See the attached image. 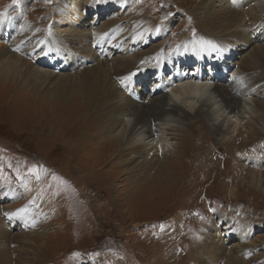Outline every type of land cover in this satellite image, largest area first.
I'll return each instance as SVG.
<instances>
[{"label":"rangeland","instance_id":"rangeland-1","mask_svg":"<svg viewBox=\"0 0 264 264\" xmlns=\"http://www.w3.org/2000/svg\"><path fill=\"white\" fill-rule=\"evenodd\" d=\"M63 1L0 0V20L19 13V26L27 21L44 33L52 32L56 9ZM67 1L79 4L75 9L81 13L80 18H85L82 28L101 27L116 19L120 26L128 25L126 41L133 40L130 34L134 27L130 20L138 14L146 23L165 27L156 38L143 44L137 41L135 44L140 45L135 50L154 49V53L147 54V64L153 60V54L162 51V59L172 61L175 70L170 62L161 72L166 87H171L170 93L180 79L169 76L178 68L175 50L182 45L198 43L205 57V62L194 57L182 64L184 77L188 73L194 76L193 71L201 66V78L213 74L215 82L223 80L233 85L229 79L233 77L232 69L243 63L256 42L264 41L218 37L223 32H248L253 27L249 17L244 20L240 17L229 22L226 30H211L207 25L210 18L205 0H122L123 8L113 6L99 12L88 8L94 0ZM249 2H239V8L250 7ZM227 3L234 5L235 0ZM75 6L71 5L73 11ZM9 21L14 27L12 17ZM61 28L65 30L69 25ZM2 33L0 43L5 42L4 48L22 58L23 63L7 83L0 80V212L7 218L5 209L29 206L43 213L47 225L43 234L24 237L26 231L21 220L10 226L12 235H20L25 247L30 249L28 254L39 259L38 264H210L207 262L210 252L204 249V244L209 248L213 243L207 240V234L204 242L202 239L210 230L213 235L209 237L221 239L214 230L226 222L217 219V212L235 221V229L231 224L223 226L231 236L224 240L225 248L232 250V242L240 241L252 231L249 246L237 249L241 254L246 253L248 264H264V191L252 183L253 177L264 174V165L255 163V155L264 154V131L259 134L255 131L252 139V135H244L240 130H228V125L218 129L201 111L193 110L176 123L180 130L174 131L176 138L170 148L176 152L172 157L165 156L160 147L155 151L159 159L135 156L136 153H128L125 141L115 143L103 107L90 109L85 94L74 98L68 93L65 82L79 77L81 62H49L34 51L32 38L27 36L24 47L20 48L11 33L8 36L7 32L6 37ZM220 48H224L223 52L218 51ZM209 50L216 53L210 56ZM118 53L112 51L105 57L112 56L110 59L114 61L127 54L121 50ZM36 73L48 75L47 82L37 80ZM148 79L151 87L158 83V77L153 74ZM263 92L259 90L256 98L264 100ZM163 156L167 165L159 161ZM144 167L150 171L145 172ZM139 170L140 176H134ZM244 216L256 223L246 235L237 232L235 220ZM220 231L224 232L223 228ZM11 246L14 252L15 243ZM211 247L213 251L216 248ZM221 258L226 264V255L214 262L219 264Z\"/></svg>","mask_w":264,"mask_h":264},{"label":"bare ground","instance_id":"bare-ground-1","mask_svg":"<svg viewBox=\"0 0 264 264\" xmlns=\"http://www.w3.org/2000/svg\"><path fill=\"white\" fill-rule=\"evenodd\" d=\"M96 1L99 0H94L92 6L90 5L88 8L93 11L97 9V12L111 10L113 6L123 8L124 4L122 0ZM205 1V6L209 9L210 18L207 25L210 26L211 30L220 29L223 31L222 28L226 30V26H229V22H235L234 20H238L240 17H242L243 20L249 17L248 21L253 27L252 30L248 28V32L242 30L231 31L234 32L233 34L230 33V31L223 32L222 36L218 37L230 38L237 36L239 38L249 37L251 39L264 40V35H262V33H264V0H250L248 4L252 7L250 6L248 8H246L247 6L239 8V2L245 0H235L234 5L227 3L228 0H215L216 2L214 4H211V0ZM217 3L219 4L216 5ZM71 5L75 6L79 4L69 3L65 0L58 5L55 15L56 18L54 19L56 24L53 26L52 32L48 31V33H44V31L36 29L35 26L30 25L27 21H23L19 26V13L10 16L6 15L1 18L0 32H3L2 34H5V37L7 36V32L8 36H10L9 33H11L16 43H20V48L24 47L23 40H26L27 36L32 38L34 51L40 52L49 62H55V64H65L67 63L66 61H68V63L74 62L75 64L81 62V73L79 72L77 74L79 77H71V79L65 82V85L68 87V93L74 98L84 97L85 94L86 97L89 98L90 109L96 107L99 109V106L103 107L104 110L107 111L105 115L103 114L104 119L110 120L108 125L115 134V139L117 141L115 143L120 144L121 141L122 143L125 141L128 147V153H136L135 156H146L147 159H159V157L156 156L158 154L156 153L155 155V151L160 147L165 156H169V158L172 157L176 152L170 148L176 138L174 131L180 130L176 123H180V119L185 118L189 111L191 112L193 110L201 111L204 117L210 121V124L218 129H221V126L228 125V130H233L234 132L240 130L244 135H252V139L255 138V131H257L256 134L264 131V100L256 98L259 90L261 92L264 91L263 88H260L264 86V81L262 80L264 79V71L259 73V69L264 67V41L260 43L256 42L248 52L245 60H243V63H238V68L232 69L231 74L234 78L229 76L232 78L229 79L232 84L234 83L233 85H230L229 81L220 80L215 82L213 80V74H210L209 78H201L203 75L201 66H197V70L195 69L193 71V73H195L194 76L188 73V76L184 77L181 69L182 64L191 62L194 57L205 62V57L198 43H194L195 45H182L181 48L175 50V60H178V68L176 71H173V75L169 76V78L179 77L180 79L177 81L178 84L172 90V93H170L171 87H166V81L162 78L161 72L170 62V67L174 69L172 61L170 59L163 60L162 51L161 53L158 52L153 54V60L150 64H147V54L154 53V49H151V51L140 50V52H136L135 50L138 48L136 46L161 35V33L166 30L165 27H160V25H155L151 22L146 23L138 14L137 16L131 17L130 20L134 27V30L131 32L132 34H130L133 40L130 39L126 41L124 35H126V28H129V26L127 25L124 27L122 24V26L117 24L119 19L109 20L106 25L101 27H91L87 25V27L82 28L81 26L86 24L82 23V19L85 20V18L84 16L80 18L81 13L76 11V6L73 7V11ZM11 17L12 21L15 23L14 27L9 21ZM64 24L69 25V28L65 30L62 29L61 26ZM2 26H5V28H2ZM66 30L68 31L66 32ZM0 39H3V37L1 36ZM209 40L219 42V39ZM137 41H139L140 44H135ZM91 43L92 47L90 45ZM4 44L6 43H0V80L7 83L9 78L14 77L21 69L23 61L22 58H17L15 55L9 53V50L4 48ZM120 50L127 53L125 54L126 56H118L114 61L110 59L112 56L106 59L105 56L109 52L113 51V53H118ZM223 50L224 48H220L218 51L223 52ZM214 53L216 52L209 50L208 54L213 56ZM142 55L143 58L140 60V56ZM206 61H208L207 58ZM156 71L160 73V76ZM150 74L158 77V83H153V87L149 85L151 83V80L148 79ZM47 76L46 74L36 73V78L41 83L47 82L49 78ZM135 81H137L139 85H137ZM146 90L147 92L144 93ZM245 119L246 124L243 122ZM118 127L121 128L116 130ZM255 156L256 165L263 166L264 154ZM159 161H164L162 165H167L164 156L163 159ZM164 168L165 170L167 169L166 166ZM144 171H150V168L146 169V167H144ZM140 172L139 170V173H135L134 176H140ZM253 179L254 180L251 181L257 189L264 191V174H258V177H253ZM37 211L38 210L34 211L29 206H22L17 210L5 209L3 213L7 218L3 217L2 212H0V264H13L14 262H16V264H38L37 262L39 259L28 254L30 249L25 247L24 240L19 237L20 235L14 237L10 230V226H14L17 220H21L23 223L22 228L26 231L25 234H22L24 237L31 234L37 235L45 233L47 229V225L45 224L46 219L44 218V221L41 216L43 213ZM221 215H223L221 212H217V219H222L226 222V224L220 227L223 228L224 232H219L220 228L214 230L217 231L216 235L220 236L221 239L209 237L213 235L212 232L210 233L212 230L207 231L203 236L205 228L202 230V235L199 237L201 239L203 236L202 242H204L205 237L208 236L207 240L211 241L213 243L212 245L216 246L213 251L211 244L209 248L204 244V249H208L210 252L207 262L210 264H217L214 262V259H218L221 255H226V264H248L245 260L246 256H244L246 253L242 252L241 254V250L238 251L237 247L243 248V245L247 244L249 246V236L252 231L240 241L235 240L232 242L233 249L228 250L225 248L226 245L224 244V240L230 239L231 236L230 233H227L228 230H225L223 226L231 224L232 228L235 229L233 225L235 221L221 217ZM235 220L237 232L243 233L244 235L247 234V230H250L256 224L254 220L248 216ZM206 234L207 236H205ZM222 235H228L229 238L223 237ZM12 243H15L14 252L11 250L13 249L11 246ZM248 248L250 249L251 247ZM246 252L249 253L248 250ZM220 260L221 262L219 264H225L222 258ZM204 263L205 262H202L200 264Z\"/></svg>","mask_w":264,"mask_h":264},{"label":"snow or ice","instance_id":"snow-or-ice-1","mask_svg":"<svg viewBox=\"0 0 264 264\" xmlns=\"http://www.w3.org/2000/svg\"><path fill=\"white\" fill-rule=\"evenodd\" d=\"M13 2H14V3H18V0H13ZM6 215H7V213H6Z\"/></svg>","mask_w":264,"mask_h":264}]
</instances>
